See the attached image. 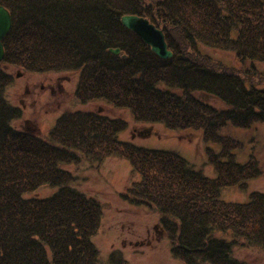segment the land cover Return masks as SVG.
<instances>
[{
  "label": "trees",
  "instance_id": "16d2710c",
  "mask_svg": "<svg viewBox=\"0 0 264 264\" xmlns=\"http://www.w3.org/2000/svg\"><path fill=\"white\" fill-rule=\"evenodd\" d=\"M0 6L11 17L0 62V264H102L92 242L101 206L72 188L74 177L61 167L81 158L130 163L139 179L120 198L158 215L170 254L182 264H247L233 254L237 242L264 251V194L251 193L243 204L220 199L223 189L243 190L261 175L255 160L236 162L239 143L220 130L264 123V70L254 66L264 65V0H0ZM126 15L162 30L171 57L159 59L124 28ZM115 49L117 56L109 52ZM206 51L233 55L240 69ZM4 66L28 74L78 72L75 99L82 105L103 101L139 124L201 132L203 142L221 147L206 151L216 176L175 153L120 141L127 122L101 112L61 115L46 140L33 128H15L22 113L5 97L12 76ZM251 76L260 87L246 86ZM43 187L57 191L35 197ZM109 264L127 263L112 252Z\"/></svg>",
  "mask_w": 264,
  "mask_h": 264
},
{
  "label": "rangeland",
  "instance_id": "374dc122",
  "mask_svg": "<svg viewBox=\"0 0 264 264\" xmlns=\"http://www.w3.org/2000/svg\"><path fill=\"white\" fill-rule=\"evenodd\" d=\"M141 1L151 5L158 0ZM206 53L214 61L239 68L231 54L214 51ZM254 66L257 70H264V65L257 63ZM4 69L12 76L5 97L22 113V118L13 124L15 128H33V133L46 140L50 129L61 115L76 111L101 112L109 118H119L127 122V129L119 135L120 141L147 150L175 153L204 176H216V172L207 162L206 151L218 153L221 147L203 142L201 132L171 131L159 124H139L133 121L129 111L117 110L103 101L82 105L75 99L78 72L28 74L17 68L4 66ZM244 83L247 87H260L256 76L244 78ZM200 98L217 109L225 108L213 99L204 96ZM220 135L239 143V148L232 152L237 163L244 164L255 160L261 171L257 178L246 182L243 190L238 187L223 189L220 199L226 203L243 204L249 201L251 193L264 194V123L248 129L226 126L220 130ZM61 167L74 177L72 188L94 199L101 206L102 216L92 242L98 250L102 264H109L112 252L121 254L127 264H182L170 254L169 242L158 225V215L143 206L129 205L120 198V194L139 179L132 176L127 160L107 157L97 162L81 158L78 164ZM56 191L43 187L34 196L51 197ZM217 237L231 241V238L219 234ZM240 244L237 242L233 248V254L239 261L264 264V251L256 246Z\"/></svg>",
  "mask_w": 264,
  "mask_h": 264
},
{
  "label": "water",
  "instance_id": "95a60500",
  "mask_svg": "<svg viewBox=\"0 0 264 264\" xmlns=\"http://www.w3.org/2000/svg\"><path fill=\"white\" fill-rule=\"evenodd\" d=\"M121 25L140 38L159 59L166 60L171 57V52L167 49L162 30L157 29L145 18L126 15L121 18ZM11 28V17L9 12L0 6V62L4 56L2 40ZM113 55H119V50H109Z\"/></svg>",
  "mask_w": 264,
  "mask_h": 264
},
{
  "label": "flooded vegetation",
  "instance_id": "af4514ba",
  "mask_svg": "<svg viewBox=\"0 0 264 264\" xmlns=\"http://www.w3.org/2000/svg\"><path fill=\"white\" fill-rule=\"evenodd\" d=\"M162 233V232H161Z\"/></svg>",
  "mask_w": 264,
  "mask_h": 264
}]
</instances>
